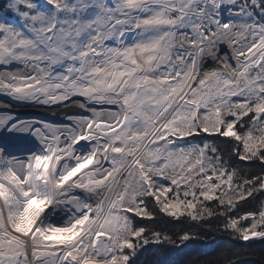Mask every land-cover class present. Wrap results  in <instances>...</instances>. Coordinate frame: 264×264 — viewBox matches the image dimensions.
<instances>
[{"label": "snow or ice", "instance_id": "1", "mask_svg": "<svg viewBox=\"0 0 264 264\" xmlns=\"http://www.w3.org/2000/svg\"><path fill=\"white\" fill-rule=\"evenodd\" d=\"M213 225L216 264L264 244V0H2L0 264H163Z\"/></svg>", "mask_w": 264, "mask_h": 264}, {"label": "trees", "instance_id": "2", "mask_svg": "<svg viewBox=\"0 0 264 264\" xmlns=\"http://www.w3.org/2000/svg\"><path fill=\"white\" fill-rule=\"evenodd\" d=\"M167 227L172 233L186 229L187 226L174 223ZM199 232L202 238L189 242L187 247L177 249L166 246V251H162L158 259L163 261V264H216L231 251H240L237 242L231 240L226 233L217 230L215 225L211 228H200ZM148 255H151V252ZM239 260L240 264H264V244H255L248 254H241Z\"/></svg>", "mask_w": 264, "mask_h": 264}, {"label": "bare ground", "instance_id": "3", "mask_svg": "<svg viewBox=\"0 0 264 264\" xmlns=\"http://www.w3.org/2000/svg\"><path fill=\"white\" fill-rule=\"evenodd\" d=\"M22 109H24V108H22ZM21 111L22 112H20L18 114H20L22 117H30V116L42 117V116H45V115L51 117L50 113L46 114L44 111H42L41 109H38V108H28V109H24V110H21ZM60 118L61 117L59 115L54 117V119H57V120H59Z\"/></svg>", "mask_w": 264, "mask_h": 264}]
</instances>
